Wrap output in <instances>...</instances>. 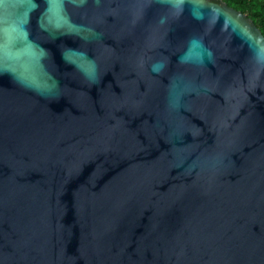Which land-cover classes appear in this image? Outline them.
Instances as JSON below:
<instances>
[{
  "label": "water",
  "instance_id": "95a60500",
  "mask_svg": "<svg viewBox=\"0 0 264 264\" xmlns=\"http://www.w3.org/2000/svg\"><path fill=\"white\" fill-rule=\"evenodd\" d=\"M0 264H264V35L215 0H0Z\"/></svg>",
  "mask_w": 264,
  "mask_h": 264
},
{
  "label": "trees",
  "instance_id": "16d2710c",
  "mask_svg": "<svg viewBox=\"0 0 264 264\" xmlns=\"http://www.w3.org/2000/svg\"><path fill=\"white\" fill-rule=\"evenodd\" d=\"M245 13L264 35V0H215Z\"/></svg>",
  "mask_w": 264,
  "mask_h": 264
},
{
  "label": "flooded vegetation",
  "instance_id": "af4514ba",
  "mask_svg": "<svg viewBox=\"0 0 264 264\" xmlns=\"http://www.w3.org/2000/svg\"><path fill=\"white\" fill-rule=\"evenodd\" d=\"M250 18V17H249ZM253 22V21H252Z\"/></svg>",
  "mask_w": 264,
  "mask_h": 264
}]
</instances>
